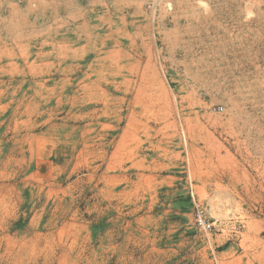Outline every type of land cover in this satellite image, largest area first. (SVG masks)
<instances>
[{
  "label": "rangeland",
  "instance_id": "1",
  "mask_svg": "<svg viewBox=\"0 0 264 264\" xmlns=\"http://www.w3.org/2000/svg\"><path fill=\"white\" fill-rule=\"evenodd\" d=\"M0 264H264V0H0Z\"/></svg>",
  "mask_w": 264,
  "mask_h": 264
},
{
  "label": "built area",
  "instance_id": "2",
  "mask_svg": "<svg viewBox=\"0 0 264 264\" xmlns=\"http://www.w3.org/2000/svg\"><path fill=\"white\" fill-rule=\"evenodd\" d=\"M196 222H197V224H198L201 228H203V229H205V230H207V231H209V230H211V229L213 228V224H212L211 222L207 221V220L202 216L201 213H198V214H197Z\"/></svg>",
  "mask_w": 264,
  "mask_h": 264
}]
</instances>
